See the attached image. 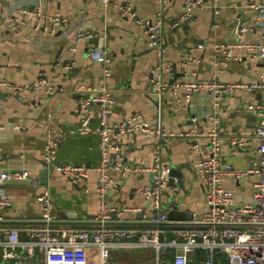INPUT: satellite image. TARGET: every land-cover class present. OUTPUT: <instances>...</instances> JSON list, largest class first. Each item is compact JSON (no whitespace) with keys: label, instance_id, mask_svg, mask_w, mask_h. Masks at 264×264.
<instances>
[{"label":"crops","instance_id":"1","mask_svg":"<svg viewBox=\"0 0 264 264\" xmlns=\"http://www.w3.org/2000/svg\"><path fill=\"white\" fill-rule=\"evenodd\" d=\"M128 0H115L125 5ZM261 0H205V5L193 15L173 26V21L183 11L185 0H136L135 9L139 18L155 20L162 18L167 44L165 61L173 68L167 73L169 81L189 82L194 79L217 80L222 83L253 82L259 77L260 61L250 56L241 46L232 48V56L225 57L216 50L215 44L238 43L240 39L256 41L261 36L258 13L249 7ZM35 0H0V77L15 82H31L40 75L53 76L62 73L59 88L54 94L29 91L10 94L0 91V172L27 169L40 178L39 185L28 181L8 179L4 183L12 205L0 211L4 228H17L21 239L28 238L31 227L42 222L38 195L49 189L54 202L55 229L61 227L97 229V216L101 197L97 192L98 176L91 173L79 184L60 172L57 167L48 171L44 163L45 144L48 133L59 138L56 164L71 162L77 165L95 166L102 159L96 133L77 132L80 121L76 114L79 98L77 85H89L92 89L102 85L115 93L113 122H120L138 112L151 124L160 126L173 135L165 140L162 159L165 169L175 166L184 173L183 187L170 185L164 193L162 204L168 211L174 205L181 213L193 215L181 221L194 224H156L149 221L152 210L147 198L138 190L151 184L149 173L131 172L121 177L112 173L119 182L110 185L105 198L122 208L117 218L108 224L145 231L159 229L164 238L173 237V229L179 226L199 224L198 218L206 210L204 186L196 168L201 155L193 150L189 138L180 136L187 127L208 131L213 127L211 113L216 111L220 132L225 135H252L257 125V116L248 109V103L261 98L259 91L243 88L222 89L216 100L210 91H198L186 99V89L178 87L174 92L168 88L159 93L151 92L152 70L157 65L156 51L149 47L146 34L136 18L121 16L114 3L104 6L102 0H44V13L59 12L67 18L65 26L53 35L46 31L35 33L24 29L15 31L5 25V20L18 7H33ZM30 19V18H28ZM90 31L92 37L83 39L72 51L76 35ZM101 48L107 52V64L93 59L89 52ZM73 61L70 70L64 65ZM176 65V67H174ZM109 66L111 76L103 70ZM180 76L179 73H184ZM171 103H177L173 109ZM192 117H197L193 122ZM97 114L92 124H97ZM258 141L251 139L245 148L234 150L228 141H223V160L241 169L255 166L258 157ZM113 156V154H111ZM120 155L130 164H151L152 143L141 133H125L122 136ZM53 166V165H51ZM255 173L236 178L226 175L222 184L233 189L237 204L252 199ZM145 208L143 216L139 213ZM91 252V264L98 260L97 249ZM176 248L163 247L159 252L152 246L114 245L107 250L110 264H156L161 261L173 264ZM97 257V260H92ZM207 253L196 249L189 255L193 263L203 262ZM2 254L0 253V260ZM215 264H227V255L222 251L214 254ZM27 264H37L31 262Z\"/></svg>","mask_w":264,"mask_h":264},{"label":"built area","instance_id":"2","mask_svg":"<svg viewBox=\"0 0 264 264\" xmlns=\"http://www.w3.org/2000/svg\"><path fill=\"white\" fill-rule=\"evenodd\" d=\"M136 0H128L125 5L115 4V0H102L104 6L114 3L120 8L121 16L136 18L138 24L146 34L149 47L156 51L157 65L152 70L150 81L151 92L159 93L168 88L174 92L178 87L186 89V99L190 100L191 94L198 91H210L217 100L222 89L233 90L243 88L248 91H259L261 98L258 101L248 103L250 109L257 116V125L252 135H229L220 132L216 111L211 113L213 127L208 130H197L187 127L180 136L191 140L193 150L201 157L196 162V168L204 186V200L206 210L197 219L194 226H179L173 229L172 238L160 240L159 229L136 231L135 229L109 225L122 211L132 210L126 207L122 210L105 198V192L110 185H117L119 180L112 173L118 172L121 177L134 173H149L152 176L151 184L141 187L138 191L151 200L152 210L148 219L152 223L160 224L169 220L168 211L162 201L164 193L171 187L169 185V169H165L162 159L164 142L169 137L176 135L165 131L160 126L151 124L141 113L135 112L125 120L113 122L115 114V93L110 88L102 85L92 89L89 85L80 83L77 85L79 98L76 104V114L80 121L77 132L81 134L96 133L99 136L98 147L102 159L98 165H77L71 162L56 164L59 138L48 133L44 163L53 165L70 178L74 184H79L91 173L98 176L99 185L97 192L100 194V208L97 220L100 226L97 229L61 227L55 229L54 202L49 189H45L38 195L41 205L42 222L38 226L31 227L28 238L21 239L17 228H4L0 214V264H91L90 250L97 249L95 264H110L107 258V250L114 245L152 246L158 252L163 247H174L176 252L173 264H187L189 255L196 249H203L207 258L203 264H215L214 254L222 251L227 255V264H264V0L252 2L249 7L259 15L261 24V36L256 41L240 39L238 43L215 44V48L225 57L232 56V48L241 46L250 56L257 58L261 63L259 77L253 82L222 83L217 80L194 79L189 82H170L167 73H173L172 66L165 61L167 44L164 36V23L162 18L155 20L139 18L135 9ZM205 0H185L183 11L173 21V26H178L182 21L188 20L195 10L204 7ZM30 18V19H28ZM0 16V27L2 25ZM67 18L61 13H44V0H35L33 7H18L13 15L5 20V25L15 31L27 29L39 33L46 31L53 35L62 29ZM93 35L90 31H80L74 40L72 51L76 49L82 40L89 39ZM90 56L96 61L107 64L109 57L101 48H92ZM73 61L64 65L65 70H70ZM104 76H111L109 66L103 70ZM174 78V77H173ZM172 78V79H173ZM62 73L53 76L40 75L31 82H15L0 77V91H6L12 95L29 91L43 92L47 95L54 94L59 88ZM173 109H178L177 103H171ZM97 114V124H92ZM195 122L197 117H192ZM2 125L0 124V129ZM141 133L151 140L152 158L151 164H128L120 155L122 136L125 133ZM258 141V157L255 166L250 169H241L223 160V141H228L230 146L237 150L249 145L251 139ZM113 154V156L111 155ZM248 173H255L258 179L254 183L252 199L249 202L237 204L234 199V191L222 184V179L230 174L236 178ZM14 178L16 181H28L39 185L40 178L31 174L27 169L22 171L4 170L0 172V211L12 205V199L6 192L4 183ZM156 264H171L161 261L157 257Z\"/></svg>","mask_w":264,"mask_h":264},{"label":"water","instance_id":"3","mask_svg":"<svg viewBox=\"0 0 264 264\" xmlns=\"http://www.w3.org/2000/svg\"><path fill=\"white\" fill-rule=\"evenodd\" d=\"M174 67H176V65H174ZM180 76H184L185 75V71L184 73H179ZM177 78V77H176ZM175 76L173 79H171V83L174 82V80L176 79ZM55 167L54 166H49V169L48 171H53ZM153 175L150 174V178H152ZM168 176H169V184L170 185H175V186H179V187H183L184 185V173L182 171V169L180 168H177L175 166H170L169 167V172H168ZM151 204V200L148 199L147 200V205L146 207H148L149 205ZM143 208V210L140 211L139 213V216H143L144 214V211H145V208ZM183 211H181L180 209H178V207L176 205H174L172 208H170L168 210V217L170 219V222L173 224V222L171 220H174L176 222H174L175 224H194L191 223V222H184V221H181V219L183 218H187V219H190V218H193V215H190L186 212L184 213H181ZM113 218H117V215L115 213L112 214ZM163 223H167V222H162L160 224H163ZM164 236L162 235V233H160V240H163ZM187 264H203V262H197V263H193V262H188Z\"/></svg>","mask_w":264,"mask_h":264}]
</instances>
